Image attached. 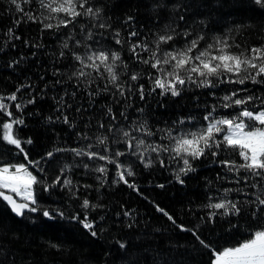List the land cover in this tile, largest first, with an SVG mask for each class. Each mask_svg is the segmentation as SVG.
I'll use <instances>...</instances> for the list:
<instances>
[{
    "label": "trees",
    "instance_id": "trees-1",
    "mask_svg": "<svg viewBox=\"0 0 264 264\" xmlns=\"http://www.w3.org/2000/svg\"><path fill=\"white\" fill-rule=\"evenodd\" d=\"M19 2L25 11L38 9L35 0L32 4ZM92 3L104 9L105 19L111 23L112 29L120 30L121 39H126L132 30L149 36L175 20L180 29L203 33L209 39L240 26V33H232L238 40L257 46L264 42V9L253 0H92ZM180 15L185 17L183 21H179ZM129 16L131 21L127 20ZM21 17L22 13L10 0H0V95L7 96L20 85H26L17 93V101L11 102L10 107L13 117L24 121L23 125L14 126L24 152L0 140V165L27 164L42 183L34 186L37 212L25 211L22 217L16 216L0 202V264H211L212 254L202 248L191 233L180 231L177 225L183 224L187 228L199 225L201 238L217 251L238 246L250 238L260 226L249 215L251 209L240 216H218L214 223L201 219L207 217L209 209L203 205L208 203L209 195L219 198L223 196L224 188L242 186L230 182L232 174H228V179H217V173L224 176L226 170L210 158L195 162L193 166L197 170L183 177L184 184H180L173 174V169L177 167L175 162L164 168L159 164L145 168L135 158L121 157V163L132 165L135 175L126 178L137 186V191L123 182L114 183L117 179L115 165L99 160L91 162L87 157H77L71 151L55 152L51 158L46 153L94 144L97 135L101 132L107 134L106 129L98 130L97 122L101 119L105 125L110 122L103 112L109 105L116 114L117 123H124L120 117V112L124 111L130 119L146 120L154 128L169 127L180 118H185V128H194L204 123L205 105L210 110L211 105L221 103L220 97L237 88H247L254 95L264 94V84L246 82L245 85L222 84L215 89L191 88L176 98L161 96L157 90L143 101L134 95L130 101L120 98L119 104L113 103L110 95L96 96L95 102L90 104L86 94L78 92L75 98L64 97L65 102L73 107L64 108L61 112L58 111L60 105L57 101L65 91L75 90L73 82L67 81L72 71L71 57L58 58L60 39L67 30L41 34L38 23L25 20L17 27L15 21ZM80 22L87 23V20ZM9 28L20 39H10L7 36ZM107 35L111 36V29ZM25 41H28L27 45ZM105 42L121 50V46L114 41L109 39ZM33 44L42 47L36 48ZM126 49L127 44L122 55L129 60ZM130 68L148 70L146 66L131 61ZM57 80L64 82L57 84ZM139 83H144L147 91L149 81L142 79ZM213 91L215 96L210 94ZM33 96L36 102L28 104ZM194 97H199V100ZM16 103L24 105L22 110L15 108ZM129 104L130 107L127 106ZM78 106H82L81 112L76 111ZM137 109H143V112H137ZM236 111L218 107L214 115L231 116ZM63 115L69 117V123L63 122ZM188 117L193 118L190 123ZM7 119L0 114V124ZM84 134L90 139H83ZM29 138L31 144L23 143ZM24 153H27V159ZM225 156L239 161L238 156L228 153H222L219 159ZM29 160L39 164L30 165ZM85 163L89 169L106 164L108 172L103 187L101 180L97 179L101 174L85 169ZM65 165L71 168L62 174L60 169ZM57 176L61 181L70 179V188L57 184L45 190V185H52ZM161 184L163 188L159 187ZM85 185L91 187L86 188ZM246 191L248 197L229 193L228 198L254 199L251 193L260 189L249 187ZM85 198L92 204L103 205L102 208L87 210L88 219L96 221V237L72 219L77 214L83 219L85 211L81 204ZM157 205L172 215L176 224L159 212ZM45 210L52 213L51 218L43 215ZM126 211L131 214L125 216ZM121 244L125 247L121 248Z\"/></svg>",
    "mask_w": 264,
    "mask_h": 264
},
{
    "label": "snow or ice",
    "instance_id": "snow-or-ice-1",
    "mask_svg": "<svg viewBox=\"0 0 264 264\" xmlns=\"http://www.w3.org/2000/svg\"><path fill=\"white\" fill-rule=\"evenodd\" d=\"M10 2L22 13L21 19L15 21L17 27L26 20L38 23L41 26V34L45 31L60 33L62 29L67 30L60 39L58 58L71 57L72 71L67 76V81L73 82L75 90L65 91L64 96L57 101L60 105L58 111L61 112L64 108L73 107L72 104L65 102L64 97L75 98L78 92L85 93L90 104L94 103L95 97L99 95H110L113 103L119 104L120 98L130 101L134 95H138L143 101L147 95L156 93L157 90L161 96L170 95L176 98L191 88L215 89L222 84L245 85L246 82L254 85L264 84V42L257 46L248 45L246 40H238L232 33H240V26L229 29L224 35H216L209 39L203 33H196L188 28L180 29L179 24L173 20L149 36H142L138 31L132 30L126 39H121L120 30L112 29L111 23L105 19L104 9L93 6L92 0H35L38 4L36 11H25L19 0ZM33 2L34 0H22L23 4ZM253 2L264 9V0ZM85 19L87 23L80 22ZM178 19L183 21L185 17L180 15ZM127 20L131 21L132 17L129 16ZM110 29L109 37L107 33ZM7 36L10 39H20L14 35L12 28L8 29ZM109 39L121 46V50L110 47L105 42ZM25 44L27 45L28 41H25ZM125 44L129 60H125L122 55ZM32 46L42 47L40 44ZM130 61L144 65L148 70H133L130 68ZM56 71L59 73V69ZM142 79L149 81L147 91L145 84L139 83ZM63 82L56 81L57 84ZM24 87L26 85H20L15 92L7 96L0 95V114L8 117L0 124L2 129L0 140L6 145L15 146L20 152H24V149L14 126L23 125L24 121L14 118L10 107L11 102L17 101V93ZM241 92L245 95L241 96ZM210 94L215 96L214 91ZM194 99L199 100V97ZM219 100L221 103L211 105L210 110L209 106L205 105L204 123L194 128L184 127L185 118H180L166 128H154L146 120L130 119L124 111L120 112L124 123H117L116 114L109 105L103 112L110 118V122L107 125L103 119L97 122L98 130L106 129L107 134L101 132L95 137V143H88L85 148L55 149L47 152L46 156L51 158L55 152L71 151L75 156L87 157L91 162L99 160L115 165L117 179L114 183L123 182L137 191V186L129 183L126 178L135 175L132 165L121 163V157L135 158L145 168H151L154 164L164 168L167 164L175 162L177 167L173 169V174L180 184H184L183 177L197 170L193 166L195 162L210 158L213 163L226 170L224 176L217 173V179H228V174H232L230 182L242 186L224 188L223 196L219 198L209 195L208 203L203 205L209 211L207 217L201 219L214 223L218 216H240L251 209L249 215L257 220L260 226L251 233L249 239L238 246L226 247L219 251L201 238L199 225L187 228L179 224L177 227L180 231L191 233L195 241L212 254L211 264H264V94L254 95L247 88H237ZM35 102V96L27 101L28 104ZM23 107L21 103L15 104L17 110H22ZM218 107L238 111L235 115L217 117L214 113ZM76 111L81 112L82 106H78ZM137 112L142 113L143 109H137ZM62 119L64 123H69L67 115H63ZM192 119L188 117L187 121L190 123ZM82 138L90 139L87 134ZM23 143L31 144L32 141L29 138ZM222 153L238 156L239 161L229 159L227 156L219 159ZM24 155L27 159V153ZM28 164L38 165L39 162L29 160ZM106 164H100L94 169H89L87 163L83 164L85 169L101 174L97 176V179L101 180V187L108 172ZM70 168V165H65L60 172L63 174ZM252 180L256 182L252 183ZM41 183L27 164H2L0 202L10 208L16 216L22 217L25 210L37 212L38 209L34 207L36 204L34 186ZM57 184L70 188L72 181L67 178L61 181L60 176H57L52 185H45V190ZM159 187L163 188L164 185L161 184ZM249 187L260 189L259 192L251 193L254 199L228 198L229 193H236L237 197L241 195L248 197L246 189ZM102 207L103 205L92 204L85 198L81 204L82 210L85 211L83 219L79 214L72 219L77 220L93 237H96L97 232L94 230L96 221L88 219L87 210ZM157 210L176 224L175 218L163 208L157 205ZM130 214L124 212L125 216ZM43 215L52 217V213L47 210L43 211ZM60 215L63 216V213ZM52 247L59 248L58 245ZM120 247L124 248L125 245L121 244Z\"/></svg>",
    "mask_w": 264,
    "mask_h": 264
},
{
    "label": "water",
    "instance_id": "water-1",
    "mask_svg": "<svg viewBox=\"0 0 264 264\" xmlns=\"http://www.w3.org/2000/svg\"><path fill=\"white\" fill-rule=\"evenodd\" d=\"M25 211H27V210H25Z\"/></svg>",
    "mask_w": 264,
    "mask_h": 264
}]
</instances>
